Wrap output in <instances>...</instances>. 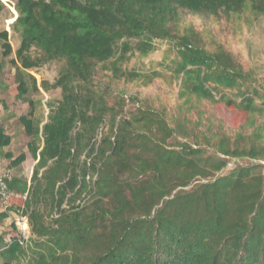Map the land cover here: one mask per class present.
<instances>
[{
    "label": "trees",
    "instance_id": "obj_1",
    "mask_svg": "<svg viewBox=\"0 0 264 264\" xmlns=\"http://www.w3.org/2000/svg\"><path fill=\"white\" fill-rule=\"evenodd\" d=\"M13 7L17 15L10 27L19 45L13 50L1 30V55L13 52L15 98L29 104L19 121L37 161L23 206L7 210L27 218L25 242L42 240L29 248L26 264H264V145L259 143L264 120L253 129L249 147L230 144L223 135L209 157L196 144L168 147L170 134L155 140V129L135 125L134 119L116 120L117 114L109 116L96 145L94 136L111 108L92 86L98 64L116 78L137 76L121 69L129 54L145 56L154 50V40L168 41L179 57L181 95L261 112L255 90L239 92L240 101L219 92L218 87H237L249 74L220 45L200 44L181 15L261 17L264 0H14ZM53 60L64 62L57 78L38 84L28 70ZM2 69L0 61V74ZM56 88L60 98L47 103V121L40 126L34 114L40 100L27 94ZM119 103L120 111L124 100ZM147 117L156 130L166 131L162 118ZM10 140L0 126V148ZM4 156L13 167L26 159L25 153ZM231 158L256 162L220 175ZM89 173L96 175L93 182ZM7 184L9 193L25 190L14 179ZM84 192V202L75 205ZM89 196L94 198L86 205ZM65 201L71 208L62 210ZM41 202L59 209V217L46 221ZM7 216L1 212L0 221ZM11 225L15 234L0 251L3 264L26 253L15 221Z\"/></svg>",
    "mask_w": 264,
    "mask_h": 264
},
{
    "label": "rangeland",
    "instance_id": "obj_2",
    "mask_svg": "<svg viewBox=\"0 0 264 264\" xmlns=\"http://www.w3.org/2000/svg\"><path fill=\"white\" fill-rule=\"evenodd\" d=\"M0 1L4 5V9L0 12V31L3 29L7 31L8 41L14 50L19 45V36L10 27L17 15L16 11H13L15 10L14 0ZM181 16L184 24L193 28L196 33L195 38L200 44L208 49H214L220 45L222 49L230 53L242 70L249 74L247 81L239 82V90L237 89L239 85L234 88L218 87L219 92L230 94L231 98L240 101L242 97L238 96L239 92L249 91L251 93L255 90V103L264 108V16L255 17L249 12H246L245 15L243 13L230 17L220 14L208 16L190 13ZM128 40L132 46L136 43V39ZM1 50L0 46V61L3 62L1 74L13 89L16 82L14 69L9 60L14 55L12 52L9 57L4 58L1 55ZM178 61L175 45L168 41L154 40L153 51L145 56L138 52L131 53L127 60L121 64L123 71L135 73L137 76L126 75L116 78L110 70L103 69L101 64L97 65L92 86L94 88L96 86V89L104 94V103L111 110L104 117L103 123L94 136L96 145L99 144L101 135L107 130L109 116L117 114L116 120L120 118L134 119L135 125H147L155 129V140L164 135L163 133L170 134L165 139V145L168 147H176L182 142L196 144L203 150V156L214 154L213 152L223 135L227 137L230 144L236 141L237 144L240 142L246 148L250 146L253 129L264 120V110L250 112L235 105H227L222 101L213 102L210 99L198 98L188 92L181 95L182 75L175 72ZM63 64V61L53 60L38 68L29 69L28 73L34 75L38 84L42 79L53 82ZM10 90L11 88H8L6 92L9 93ZM60 93L59 88L48 91L41 89L38 93H28L27 97L41 101L40 113L44 116L48 112L47 103L59 99ZM132 97L137 100L135 101ZM121 98L124 100V106L119 111ZM151 109H155L158 114H152ZM147 115H152L159 120L162 118L166 131L156 130V124L149 117L146 118ZM259 133L262 135L259 143L264 145V131H259ZM255 162L248 158L228 159L226 167L222 169L220 175H225L236 165H248ZM20 170L21 173L23 172L22 178L27 179L24 176L26 169L21 168ZM262 173L264 174V169ZM89 179L93 182L96 175L89 173ZM93 198L94 196H91L89 200L87 199L86 205H89L88 203ZM38 207L39 211L46 216V221L53 220L60 215L59 209H56V213H54L55 207H49L48 203L45 205L41 202ZM60 208L67 210L71 208V203L63 202ZM36 241L42 240L33 237L29 242L24 241L23 245L26 244L25 255L11 264H26L31 253L29 248L34 247ZM0 264H3L2 258H0Z\"/></svg>",
    "mask_w": 264,
    "mask_h": 264
},
{
    "label": "crops",
    "instance_id": "obj_3",
    "mask_svg": "<svg viewBox=\"0 0 264 264\" xmlns=\"http://www.w3.org/2000/svg\"><path fill=\"white\" fill-rule=\"evenodd\" d=\"M6 80L7 79L0 74V126L4 130V134L9 135L11 140L8 145L0 148V169L5 170L10 174L11 179H14L16 182V187L19 189L25 187V190L20 193L12 189L7 200L4 201L1 199L0 201V213L4 211H7L8 213V216L0 221V251L7 245L11 236L15 234V230L11 225L12 222L20 217L13 209L7 210V208L14 204L16 206H23L25 199L28 197V189L33 166L37 161L28 151V142L30 137L25 132L23 125L19 121L20 116H24L28 113L29 104L25 100H16V85L12 89V86L8 85L9 82ZM8 88H11L9 93L6 92ZM40 102L36 104L34 114L35 117L40 118L41 126L47 121L48 112L42 116L40 113ZM5 153H11L12 158L16 157L20 153H25L26 159L20 165L13 167L10 165V160L5 158ZM21 168L26 169L24 176L27 179L22 178L21 174L23 172L21 173Z\"/></svg>",
    "mask_w": 264,
    "mask_h": 264
},
{
    "label": "built area",
    "instance_id": "obj_4",
    "mask_svg": "<svg viewBox=\"0 0 264 264\" xmlns=\"http://www.w3.org/2000/svg\"><path fill=\"white\" fill-rule=\"evenodd\" d=\"M10 178H11L10 174L7 171L0 169V198L3 199L4 201L7 200L10 194L8 192V184H7ZM86 178H88V176ZM85 195L86 193L84 192L82 196L75 201V205L77 206L81 205L84 202L83 198L85 199ZM54 213H56V209L54 210ZM15 223L20 232L19 243L23 244L28 237V223L26 217L24 216L19 217L18 219L15 220Z\"/></svg>",
    "mask_w": 264,
    "mask_h": 264
},
{
    "label": "snow or ice",
    "instance_id": "obj_5",
    "mask_svg": "<svg viewBox=\"0 0 264 264\" xmlns=\"http://www.w3.org/2000/svg\"><path fill=\"white\" fill-rule=\"evenodd\" d=\"M11 22V21H10Z\"/></svg>",
    "mask_w": 264,
    "mask_h": 264
}]
</instances>
